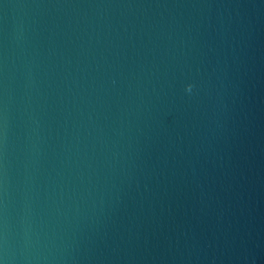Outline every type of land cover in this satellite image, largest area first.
Wrapping results in <instances>:
<instances>
[{
	"label": "water",
	"instance_id": "obj_1",
	"mask_svg": "<svg viewBox=\"0 0 264 264\" xmlns=\"http://www.w3.org/2000/svg\"><path fill=\"white\" fill-rule=\"evenodd\" d=\"M0 264H264V0H0Z\"/></svg>",
	"mask_w": 264,
	"mask_h": 264
},
{
	"label": "clouds",
	"instance_id": "obj_2",
	"mask_svg": "<svg viewBox=\"0 0 264 264\" xmlns=\"http://www.w3.org/2000/svg\"><path fill=\"white\" fill-rule=\"evenodd\" d=\"M187 90L190 92L191 91V86H189V88Z\"/></svg>",
	"mask_w": 264,
	"mask_h": 264
}]
</instances>
